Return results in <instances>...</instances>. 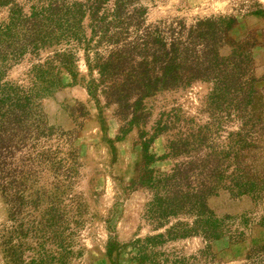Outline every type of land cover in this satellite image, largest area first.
<instances>
[{"label":"trees","instance_id":"obj_1","mask_svg":"<svg viewBox=\"0 0 264 264\" xmlns=\"http://www.w3.org/2000/svg\"><path fill=\"white\" fill-rule=\"evenodd\" d=\"M153 2L0 0V196L12 221L1 247L11 263L21 264L20 242L8 245L13 235L44 240L53 236L62 241L57 190L69 170L58 153L69 137L46 122L40 99L62 83L61 70L75 76L79 51L89 74L84 82L87 94L94 98L99 91L106 103L115 105L121 119L129 115L128 124L143 118L142 99L202 80L211 85L208 98L227 100L233 116L240 119L230 146L235 148L232 163L224 165L228 154L221 160L212 150L198 154L203 137L169 139L165 153H148L147 142L172 128L169 120L155 123L152 135L141 143L144 170L138 180L151 190L144 217L155 230L170 218L175 220L162 232L129 243L138 264L164 263L166 257L153 248L189 236H199L203 241L200 256L213 259L216 242L225 238L227 244L236 243L253 224L264 227V212L256 221L248 213L218 217L206 205L207 197L227 191L233 196L250 195L264 209V172L242 167L237 155L243 136L249 137L247 146L254 147L264 133V123L250 121L256 116L251 108L256 93L249 51L253 43L231 37L237 19L230 14L148 21L147 10ZM249 13L263 15L254 6L245 14ZM225 46L227 54L221 52ZM43 50L49 51L41 58ZM26 56L32 61L25 80L6 79L7 69ZM166 157L174 159L167 171L147 168L148 163ZM45 173L47 189L37 185ZM180 215L182 219L177 218ZM189 259L194 257L175 256L169 262L188 264ZM31 262L37 264L41 258ZM241 264H264V244L252 245Z\"/></svg>","mask_w":264,"mask_h":264},{"label":"rangeland","instance_id":"obj_2","mask_svg":"<svg viewBox=\"0 0 264 264\" xmlns=\"http://www.w3.org/2000/svg\"><path fill=\"white\" fill-rule=\"evenodd\" d=\"M253 6L262 9L263 15L245 14ZM210 14L234 15L237 22L231 37L253 43L249 51L256 93L251 108L256 116L250 121L262 124L264 0H154L148 7L146 19L153 21L155 18L181 16L190 21ZM48 51H41L40 57L43 58ZM221 52L227 54L229 47H223ZM78 55L74 62L75 76L61 70L62 83L40 99L46 122L69 137L68 143L60 144L58 153L62 165L69 170L67 179L59 182L57 190L61 244L53 236L44 240L31 235L19 239L13 235L7 244L14 246L20 242L21 264H32L36 257L41 258L37 264H138L132 258L129 243L162 232L175 220L170 218L169 223L155 230L144 217L151 190L138 180L144 170L141 143L152 135L155 123L169 120L172 128L147 142L148 153L155 156L165 153L169 139L203 137L198 154L212 150L220 160L228 154V159L223 160L224 165L232 163L231 155L235 148L233 150L230 146L233 145L235 131L240 128V119L233 116L227 100L208 98L211 85L202 80L194 81L183 89L156 92L142 99L143 118L128 124L129 115L121 119L115 105L106 103L99 91L95 92L94 98L87 94L84 82L89 74L80 51ZM27 57L12 64L5 78L23 82L24 73L32 61ZM242 138L244 143L237 151L240 164L249 167L251 172H264V133L258 137L254 147L247 146L248 136ZM173 162V158L166 157L148 163L147 168L167 171ZM231 168L232 164L227 169ZM48 182L49 176L45 173L37 180V185L47 189L50 186ZM206 205L218 217L248 213L256 221L264 212L262 204H256L250 195L233 196L227 191L207 197ZM177 218L182 219V216ZM11 223L0 196V264H14L4 256L1 247V240L9 237ZM255 244H264V227L253 224L236 243L227 244L225 238L216 242L213 259L200 256L203 241L199 236L165 241L153 251L160 253V257H166L162 264H171L169 261L175 256L194 257L188 260V264H241L246 251Z\"/></svg>","mask_w":264,"mask_h":264}]
</instances>
